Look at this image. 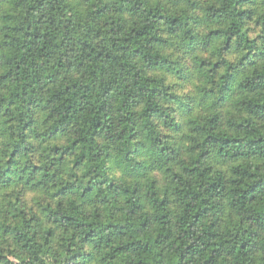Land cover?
<instances>
[{
    "label": "trees",
    "instance_id": "trees-1",
    "mask_svg": "<svg viewBox=\"0 0 264 264\" xmlns=\"http://www.w3.org/2000/svg\"><path fill=\"white\" fill-rule=\"evenodd\" d=\"M0 264H264V0H0Z\"/></svg>",
    "mask_w": 264,
    "mask_h": 264
}]
</instances>
